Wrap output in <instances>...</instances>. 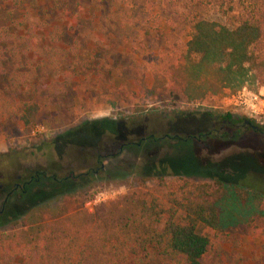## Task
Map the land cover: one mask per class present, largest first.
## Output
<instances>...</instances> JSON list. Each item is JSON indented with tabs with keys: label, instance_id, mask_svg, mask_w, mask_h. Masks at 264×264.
<instances>
[{
	"label": "rangeland",
	"instance_id": "1",
	"mask_svg": "<svg viewBox=\"0 0 264 264\" xmlns=\"http://www.w3.org/2000/svg\"><path fill=\"white\" fill-rule=\"evenodd\" d=\"M21 20L45 24L61 71L34 61L20 46ZM202 20L264 26V0H0V112L6 114L0 116V232L17 234L20 218L43 205L65 214L98 213L136 190L137 177L147 179L151 192L175 190L181 179L257 185L264 192L259 135L198 137L208 125L199 122L202 116L216 117L219 129L230 113L215 109L218 97L195 107L177 93H152V72L175 59ZM11 48L23 65L16 71ZM18 73L21 87L13 86ZM246 87L264 92V72ZM36 174L23 195L8 194L7 186ZM105 190L118 192L116 200L89 210L86 202ZM262 226L256 218L224 234L200 227L209 240L200 264H264ZM86 264L106 259L91 255Z\"/></svg>",
	"mask_w": 264,
	"mask_h": 264
},
{
	"label": "trees",
	"instance_id": "2",
	"mask_svg": "<svg viewBox=\"0 0 264 264\" xmlns=\"http://www.w3.org/2000/svg\"><path fill=\"white\" fill-rule=\"evenodd\" d=\"M18 29L25 35L20 46L34 61L62 70L54 44L46 42L44 23L21 20ZM10 51L14 71L21 69L17 49ZM259 72H264V26L246 20L229 28L202 20L192 25L189 40L175 59L152 72V93H177L195 104L220 97L225 90L237 92ZM21 78L22 74H14L13 86H23ZM5 115L1 110L0 116ZM37 175L7 186L8 193L23 195L27 185L38 181ZM146 184V178L137 177L136 190L94 214L38 207L20 218L22 229L17 234L0 232V264H86L91 255L105 258L106 264L154 259L200 264L209 246L208 238L198 233L200 227L224 234L250 227L259 218L264 236V192L257 185L181 179L175 190L151 192ZM158 185L165 187L162 178Z\"/></svg>",
	"mask_w": 264,
	"mask_h": 264
},
{
	"label": "built area",
	"instance_id": "3",
	"mask_svg": "<svg viewBox=\"0 0 264 264\" xmlns=\"http://www.w3.org/2000/svg\"><path fill=\"white\" fill-rule=\"evenodd\" d=\"M219 106L215 109L228 111L230 113H243L259 122H264V92H254L244 87L237 92L224 91L218 97ZM195 103L193 106L202 107L203 103ZM38 128V127H36ZM35 132H39V129ZM118 193V192H117ZM115 190H105L94 194L87 202L86 207L91 210L99 205L116 200Z\"/></svg>",
	"mask_w": 264,
	"mask_h": 264
},
{
	"label": "flooded vegetation",
	"instance_id": "4",
	"mask_svg": "<svg viewBox=\"0 0 264 264\" xmlns=\"http://www.w3.org/2000/svg\"><path fill=\"white\" fill-rule=\"evenodd\" d=\"M248 118H242V117H236V118H226L225 116L222 117V122L220 125L219 129H216V125H213V122H216V117H210V115H205L204 117L202 116L201 119L199 120V122L204 121V123L206 122L208 125L205 128V134H201L198 135V137H211L213 135H215L216 137L219 136L220 134H222L223 136H227L228 134L231 136L236 135L237 133L239 134L240 131H250L253 132L256 135H259L263 142H264V123L263 122H259L258 120H255L249 116H247ZM192 125H196V122H190ZM260 123V124H258ZM225 125H227V128H225ZM197 136V135H196ZM196 136H194L193 138L196 139ZM168 138L167 136H165V139ZM26 184L23 185V187ZM14 189H20V186L15 185ZM9 194V193H8Z\"/></svg>",
	"mask_w": 264,
	"mask_h": 264
}]
</instances>
